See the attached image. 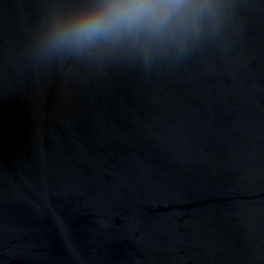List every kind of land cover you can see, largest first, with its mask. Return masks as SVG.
Returning a JSON list of instances; mask_svg holds the SVG:
<instances>
[{
  "label": "water",
  "instance_id": "95a60500",
  "mask_svg": "<svg viewBox=\"0 0 264 264\" xmlns=\"http://www.w3.org/2000/svg\"><path fill=\"white\" fill-rule=\"evenodd\" d=\"M52 0H0V264H264V0L145 68L37 54Z\"/></svg>",
  "mask_w": 264,
  "mask_h": 264
},
{
  "label": "clouds",
  "instance_id": "9594fccd",
  "mask_svg": "<svg viewBox=\"0 0 264 264\" xmlns=\"http://www.w3.org/2000/svg\"><path fill=\"white\" fill-rule=\"evenodd\" d=\"M235 0H52L35 36L37 54L145 68L182 61L219 41Z\"/></svg>",
  "mask_w": 264,
  "mask_h": 264
}]
</instances>
